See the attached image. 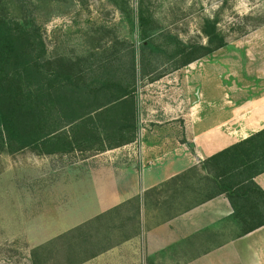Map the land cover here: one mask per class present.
Masks as SVG:
<instances>
[{
  "label": "crops",
  "instance_id": "1",
  "mask_svg": "<svg viewBox=\"0 0 264 264\" xmlns=\"http://www.w3.org/2000/svg\"><path fill=\"white\" fill-rule=\"evenodd\" d=\"M223 49L136 91L131 144L44 156L80 158L49 167L48 200L34 188L33 221L52 215L35 264H264V226L241 236L225 196L202 202V163L264 129V25ZM254 182L264 192V173Z\"/></svg>",
  "mask_w": 264,
  "mask_h": 264
},
{
  "label": "trees",
  "instance_id": "2",
  "mask_svg": "<svg viewBox=\"0 0 264 264\" xmlns=\"http://www.w3.org/2000/svg\"><path fill=\"white\" fill-rule=\"evenodd\" d=\"M36 9L33 0H0V152L93 156L134 142V45L116 40L87 56L48 58ZM203 21L206 42L186 44L164 33L139 0L141 61L159 53L174 72L225 48L227 36ZM148 73L149 64L141 70ZM202 169L210 176L202 202L225 196L241 236L264 226V192L254 182L264 173V129L209 157Z\"/></svg>",
  "mask_w": 264,
  "mask_h": 264
},
{
  "label": "rangeland",
  "instance_id": "3",
  "mask_svg": "<svg viewBox=\"0 0 264 264\" xmlns=\"http://www.w3.org/2000/svg\"><path fill=\"white\" fill-rule=\"evenodd\" d=\"M143 1L159 21L164 33L176 36L186 44L206 42L203 34L205 19L214 22L220 33L227 36V46L242 38L244 31L249 32L264 23V0ZM138 2L139 0H33L37 6L35 15L41 28L47 57L75 59L87 56L116 40L125 41L134 45L138 52L135 89L141 94H146L149 89L151 94V89L146 87L147 81L167 75L170 70L168 71L169 66L162 54L155 53L150 57L146 53L142 61L139 57L143 42L138 30ZM219 53H216L218 60ZM224 53L223 60L229 54V49ZM148 64L150 73L143 77L141 70L144 66L148 67ZM151 66L155 71H152ZM44 158V155L30 150L14 154L0 152V264H35V229L38 227L41 235L49 233L52 215L42 217V223H48L46 229L44 224L38 225L33 221L36 217L33 216L36 208L34 188L44 187L47 190L52 180L49 167L62 168L78 161L80 156L56 159V162L52 161L54 158L51 162L47 157V160ZM54 174L55 171L52 172ZM50 191L49 188L46 192V200L49 199ZM46 204L48 205V201ZM47 217L48 220L45 219ZM39 240L40 238L37 241ZM42 256L44 258L40 257V263L50 264L49 255Z\"/></svg>",
  "mask_w": 264,
  "mask_h": 264
},
{
  "label": "clouds",
  "instance_id": "4",
  "mask_svg": "<svg viewBox=\"0 0 264 264\" xmlns=\"http://www.w3.org/2000/svg\"><path fill=\"white\" fill-rule=\"evenodd\" d=\"M255 256L259 257L261 255V253H254ZM255 264H261L260 260L257 259Z\"/></svg>",
  "mask_w": 264,
  "mask_h": 264
}]
</instances>
